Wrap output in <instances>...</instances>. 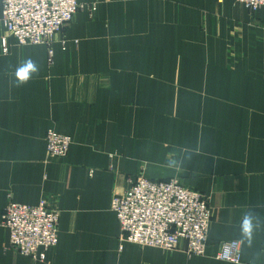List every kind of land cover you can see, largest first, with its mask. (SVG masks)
<instances>
[{"label":"crops","instance_id":"obj_1","mask_svg":"<svg viewBox=\"0 0 264 264\" xmlns=\"http://www.w3.org/2000/svg\"><path fill=\"white\" fill-rule=\"evenodd\" d=\"M77 1L51 45L20 46L0 25V221L12 202L46 201L60 214L44 261L10 249L0 227V264H234L215 258L229 241L241 264H264V8ZM29 60L37 71L20 83ZM50 130L72 139L63 160H47ZM140 175L209 198L205 256L185 243L173 253L120 249L112 200Z\"/></svg>","mask_w":264,"mask_h":264},{"label":"built area","instance_id":"obj_2","mask_svg":"<svg viewBox=\"0 0 264 264\" xmlns=\"http://www.w3.org/2000/svg\"><path fill=\"white\" fill-rule=\"evenodd\" d=\"M252 12L264 8V0H236ZM0 25L20 46L51 45L54 37L75 19L83 8L77 0H0ZM8 52L7 41L2 42ZM47 160L67 157L71 137L50 130L46 134ZM121 227L120 249L123 243L141 248L151 247L168 252L180 250L185 243L189 256H205L208 230L212 220L209 198L183 186L178 179L154 181L140 175L122 194L112 200ZM60 214L46 201L38 206L10 203L0 221L9 230L10 249L33 260L44 261L47 252L58 245ZM217 260L241 264L238 241L220 244Z\"/></svg>","mask_w":264,"mask_h":264},{"label":"clouds","instance_id":"obj_3","mask_svg":"<svg viewBox=\"0 0 264 264\" xmlns=\"http://www.w3.org/2000/svg\"><path fill=\"white\" fill-rule=\"evenodd\" d=\"M37 67L36 65L31 61H27L23 66L17 69L16 71V78L20 83L27 82L30 77L31 73L36 72ZM252 230V220L251 216H246L243 221V231L245 234H250Z\"/></svg>","mask_w":264,"mask_h":264},{"label":"rangeland","instance_id":"obj_4","mask_svg":"<svg viewBox=\"0 0 264 264\" xmlns=\"http://www.w3.org/2000/svg\"><path fill=\"white\" fill-rule=\"evenodd\" d=\"M66 27H67V26H66ZM66 27H65V28H66ZM62 31H63V30H62ZM62 31H61V32H62ZM61 32H60V33H61ZM65 44H66V43H65ZM65 44H64V45H65ZM60 134H61V133H60ZM64 135H65V134H64Z\"/></svg>","mask_w":264,"mask_h":264}]
</instances>
